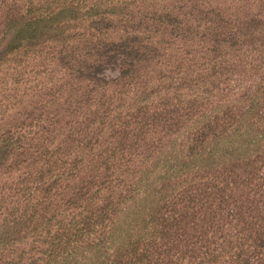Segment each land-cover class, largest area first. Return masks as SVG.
<instances>
[{"label": "trees", "instance_id": "trees-1", "mask_svg": "<svg viewBox=\"0 0 264 264\" xmlns=\"http://www.w3.org/2000/svg\"><path fill=\"white\" fill-rule=\"evenodd\" d=\"M0 264H264V0H0Z\"/></svg>", "mask_w": 264, "mask_h": 264}, {"label": "rangeland", "instance_id": "rangeland-1", "mask_svg": "<svg viewBox=\"0 0 264 264\" xmlns=\"http://www.w3.org/2000/svg\"><path fill=\"white\" fill-rule=\"evenodd\" d=\"M102 75L106 78L115 77L117 75V69L115 67H108L103 71Z\"/></svg>", "mask_w": 264, "mask_h": 264}]
</instances>
